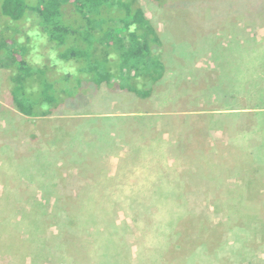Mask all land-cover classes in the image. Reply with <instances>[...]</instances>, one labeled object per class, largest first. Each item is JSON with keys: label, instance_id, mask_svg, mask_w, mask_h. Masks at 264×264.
Here are the masks:
<instances>
[{"label": "rangeland", "instance_id": "374dc122", "mask_svg": "<svg viewBox=\"0 0 264 264\" xmlns=\"http://www.w3.org/2000/svg\"><path fill=\"white\" fill-rule=\"evenodd\" d=\"M226 1L138 0L168 72L149 99L102 89L81 110L27 117L0 68V219L11 225L0 264H264V246L232 251L235 230L218 225L238 195L264 209V114L246 115L264 72V0ZM26 32L16 39L37 47L29 67L55 81L46 38ZM232 85L236 100L223 95ZM97 238L110 241L105 255Z\"/></svg>", "mask_w": 264, "mask_h": 264}, {"label": "trees", "instance_id": "16d2710c", "mask_svg": "<svg viewBox=\"0 0 264 264\" xmlns=\"http://www.w3.org/2000/svg\"><path fill=\"white\" fill-rule=\"evenodd\" d=\"M149 1L158 3L161 0ZM254 2L256 1H250L253 5ZM17 22L18 27H14L13 23ZM25 23L29 24V28L24 29ZM22 31H27V36L32 32L37 37L44 35L46 38L50 56L57 58L55 81L42 80L40 72L43 70L29 67L28 54L37 47L30 44L24 46L17 41V34ZM225 31L220 30L219 33L223 34ZM164 51L160 35L152 27L138 0H0V68L10 70L13 103L18 112L27 117L50 116L56 111L57 114H64L81 110L102 89L112 94L125 92L139 99H149L168 75ZM51 59L49 57L48 61ZM48 61L42 66L45 73L55 69V66L48 67ZM42 63L39 62L40 65ZM235 68H229L227 75L235 74ZM226 79L229 80V77ZM248 86L256 87L251 82ZM234 87L232 85L229 93L225 91L223 95L236 100L238 92L233 90ZM257 92L260 96L256 97L257 102L252 106L260 110L264 106V97L262 91ZM255 113L264 114V111ZM249 114L251 113L246 115ZM231 115L233 114H225L226 117ZM139 119L146 120L141 117ZM103 120L101 123L112 126L111 119ZM95 121H89V124L98 133L101 125L95 124ZM101 131L106 132L103 129ZM100 135L101 133L96 136ZM179 173L184 175L182 170ZM195 174L198 175L199 171ZM245 182L244 187L249 188L250 181ZM256 200L259 199L252 195L246 198L240 195L233 197L230 214L225 220L219 219L218 225L230 224L237 234L236 243L234 242L236 246L231 247L232 251L236 249L239 252L238 245L243 246L246 242L251 246L258 241L264 246V217L260 212L253 216L251 210L253 207L264 210ZM60 201L57 197V205ZM66 215L63 216V219L66 218L65 226H71L72 216L70 213ZM189 222L185 224L188 225ZM5 225L8 226V223L4 224L0 219V239L5 238L3 235L6 232L3 230L11 228V225L4 227ZM174 231L176 230H170ZM5 235L8 237V233ZM172 238L176 239V247L180 248L184 239L182 231L174 232ZM19 240L24 239L19 237ZM97 240L102 241V247L110 243L109 240ZM205 242L201 245H207L205 247L208 248L210 242ZM109 246L110 244L102 251V255L107 253ZM248 254L246 251L244 256Z\"/></svg>", "mask_w": 264, "mask_h": 264}, {"label": "crops", "instance_id": "0c3cea01", "mask_svg": "<svg viewBox=\"0 0 264 264\" xmlns=\"http://www.w3.org/2000/svg\"><path fill=\"white\" fill-rule=\"evenodd\" d=\"M263 56V55H262ZM264 62V61H263ZM258 78V82L255 84V86L256 87H254V89H253V94H252V90H251V95H249V97H250V99H249V105L250 106H252V105H254V103H255V101H254V99H253V97H257V96H260L259 94H258V92L257 91H262V95H263V97H264V84L263 85H261V83H264V72L263 73H261V74H259V76L257 77ZM251 89V88H250ZM252 101V102H251ZM251 112L250 113H255V112H259V111H264V106H263V109H255V108H253V109H249Z\"/></svg>", "mask_w": 264, "mask_h": 264}]
</instances>
